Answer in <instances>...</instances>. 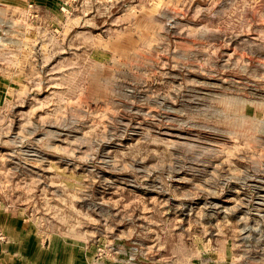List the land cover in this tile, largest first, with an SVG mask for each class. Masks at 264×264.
<instances>
[{
  "label": "rangeland",
  "instance_id": "rangeland-1",
  "mask_svg": "<svg viewBox=\"0 0 264 264\" xmlns=\"http://www.w3.org/2000/svg\"><path fill=\"white\" fill-rule=\"evenodd\" d=\"M0 207L68 264H264V0H0Z\"/></svg>",
  "mask_w": 264,
  "mask_h": 264
},
{
  "label": "crops",
  "instance_id": "crops-1",
  "mask_svg": "<svg viewBox=\"0 0 264 264\" xmlns=\"http://www.w3.org/2000/svg\"><path fill=\"white\" fill-rule=\"evenodd\" d=\"M26 222L7 207H0V264H68V253L60 248L53 252L40 245L34 232L25 230Z\"/></svg>",
  "mask_w": 264,
  "mask_h": 264
}]
</instances>
